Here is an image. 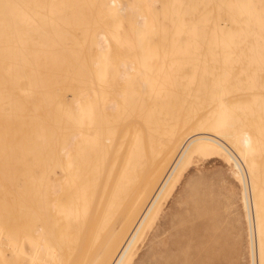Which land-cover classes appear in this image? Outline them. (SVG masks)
<instances>
[{"label":"bare ground","instance_id":"obj_1","mask_svg":"<svg viewBox=\"0 0 264 264\" xmlns=\"http://www.w3.org/2000/svg\"><path fill=\"white\" fill-rule=\"evenodd\" d=\"M45 1L0 0V148L14 152L0 188L12 192L11 206L26 199L45 211L41 231L23 240L13 227L8 241L62 264L71 255L62 230L81 222L89 264H198L201 254L189 251L198 245L169 239L181 226L175 213L152 237L167 247L151 241L141 258L139 250L191 165L217 159L241 186L250 264H264V0H103L108 20L126 22L122 45L139 61H112L98 31L88 77L63 76L70 56L45 20L73 12L71 0ZM180 48L187 60L167 59ZM120 84H135L133 95L119 94ZM126 111L136 114L130 122ZM79 234L68 252L84 247Z\"/></svg>","mask_w":264,"mask_h":264},{"label":"rangeland","instance_id":"obj_2","mask_svg":"<svg viewBox=\"0 0 264 264\" xmlns=\"http://www.w3.org/2000/svg\"><path fill=\"white\" fill-rule=\"evenodd\" d=\"M102 1L103 0H71L70 7L73 12L65 11L62 12V14H59L58 12L53 16L48 15L45 18L46 21L52 22L53 29H58V34L62 37V42L65 45V47H62V55L74 58H66V61L70 62L67 64L69 70L65 72L67 74L64 73L63 76L69 74L72 75V73L76 72L77 75L79 74L83 77H88L90 71L88 64L95 60L93 57L95 52L92 50L91 43L93 36L98 31H104L111 40L110 45L112 52L110 51V59L112 61L117 62L120 61V59H134L139 61L137 56L132 55V52L130 53L125 50L122 45V40L127 29L126 22L124 20L122 21V19L117 21L115 17H113L115 19H110L111 21L108 20V16L110 15L107 16L106 12L101 10L102 6L100 5L102 4ZM186 1L187 0H178V3L185 6ZM45 3L47 5H52L54 8L58 5V2L55 0H46ZM111 22L114 26L110 28V26H112ZM107 23L109 24V27L106 25ZM104 25L110 28L112 32L109 30L106 32V29L108 28L104 27ZM113 31L115 33H113ZM116 38L117 41L114 42ZM167 52H170V56H168L167 59L178 60L181 63L187 60V56H185V53L187 52L186 49H172L167 50ZM53 60H56V58ZM152 64L151 69L153 68L154 70L156 62H152ZM182 69L184 70H182L181 73L178 71V75L183 77L186 68L183 67ZM153 70H151V72H153ZM155 74L156 68L154 74H152V76L150 75L152 79L151 81H155L153 91L156 96ZM120 85H118L117 89L119 94H123L127 98L133 95L134 88L136 87L135 84L131 86L129 84ZM124 86L126 87L123 89ZM71 99L70 93H65L63 95V102L65 104H69ZM125 101L127 110H129L131 106L130 101ZM128 112L130 111H126L127 114L125 113L126 122L132 117L134 118V115H136L131 112L130 115ZM33 147L34 146L32 145L29 146V148L32 149ZM4 148H6V152L4 155L0 154V168L4 166L12 168V162L9 160L14 157L12 146H3L0 149ZM5 158H7V160H5ZM229 169L230 168L224 162L217 159H204L192 164L190 169L176 186L172 197L164 204V212L161 218L156 221L153 229L147 233L145 240L141 244L139 257L141 258L147 252L151 241L154 246L153 249L155 250L162 251L167 247L168 243L166 242H168V238L165 243L159 245L156 249V238L152 240V237L157 231L164 228L168 218L175 213L177 216L179 215L175 221L180 223L181 226L180 228L175 224L173 225L174 227L171 226L172 235H169V239L173 241L178 237L177 239L179 242L181 241V244H184V241L188 240L190 243L192 242L191 244L198 245L196 250L191 248L189 251L190 254L191 252L194 253V251L197 254H201L202 260L199 261L200 263L250 264V257L247 250L244 213L240 202L241 186L233 179ZM11 193L10 190L0 188V264H48L47 256H45L41 248L36 247V250L30 249V252L27 253V247L19 249L16 243L14 244L8 241L6 235L12 233L13 227L20 231L19 236L23 240L28 238L34 231H41L42 226L44 225L42 223L43 218L45 216V211L42 210V208L37 207L36 205H28L26 199H24L19 205L11 206ZM74 219L79 222L81 220L80 217ZM190 224H194L198 227L202 226L201 232L192 230V233H188L186 227L190 226ZM83 229L84 226H82V223L80 222L78 225L69 226V228L66 227L62 230L64 236L69 240L67 241L68 243L72 240V232H79L80 238L78 242H80V245L84 246H80L76 249V252L75 250H69L68 252L67 247H71V244H68L67 242L64 243L62 253L71 255L70 257L64 255L62 257V260H64L61 262L62 264H78L75 262H77L78 256H81L82 250L84 251L83 254L86 256H81L82 260L80 259L79 262L81 263L79 264L90 263L88 260L91 258L90 253L92 250L88 247V233L85 237ZM200 241L201 243H199ZM79 252L81 254H79ZM72 256L75 257L71 258ZM84 258L85 260L83 261Z\"/></svg>","mask_w":264,"mask_h":264}]
</instances>
